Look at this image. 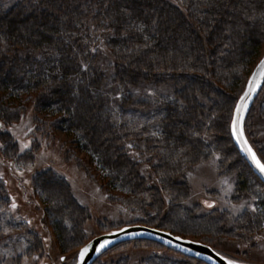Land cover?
<instances>
[{
    "label": "trees",
    "instance_id": "trees-1",
    "mask_svg": "<svg viewBox=\"0 0 264 264\" xmlns=\"http://www.w3.org/2000/svg\"><path fill=\"white\" fill-rule=\"evenodd\" d=\"M101 35L111 56L106 62L97 51ZM263 43L264 0H17L10 7L0 0V189L12 198L10 208L15 204L18 213L32 216L22 224L33 232L26 255L44 250L42 235L32 225L43 215L62 254L85 239L90 215L73 199L65 179L53 173L56 161L47 155L42 154L48 158L43 167L24 171L30 194L41 195L42 210L36 196L29 204L22 193L7 192L18 176L16 165L35 161L50 139L56 143L59 131L73 133L82 143L103 171V188L119 194L117 203L156 209L149 220L159 223L148 220L147 225L180 235L188 233V224L198 229L209 224L215 231L221 224L259 229L261 212L228 220L227 213H204L190 205L186 175L210 160L213 150L223 168L231 161L227 165L237 173L239 194L263 198L264 185L230 131ZM148 85L168 87L170 96L133 93ZM256 103L264 117V86ZM24 125L23 137L31 146L22 151L13 130ZM142 151L156 180L142 175ZM163 190L173 195L169 202ZM166 206L174 213L182 206V218L173 219L169 210L161 217ZM200 220L204 223L198 225ZM184 258L171 260H197ZM13 262L21 264V256Z\"/></svg>",
    "mask_w": 264,
    "mask_h": 264
},
{
    "label": "rangeland",
    "instance_id": "rangeland-1",
    "mask_svg": "<svg viewBox=\"0 0 264 264\" xmlns=\"http://www.w3.org/2000/svg\"><path fill=\"white\" fill-rule=\"evenodd\" d=\"M16 1L17 0H2V4L5 7H10ZM97 41V51L103 56L101 59L105 62L106 59L111 60L110 52L103 43L104 37L102 35L100 37L98 36ZM263 57L264 43L261 45L258 59L251 67V73ZM170 88L173 89L172 86H170ZM170 90L171 89L168 87L161 88L148 85L133 93L138 98H143L145 96L160 98L169 97ZM122 92L117 94L118 98H121ZM259 95L246 114L244 131L251 146L261 159V162L264 163V151H262L264 150V117L260 114L259 106L256 103L258 102ZM30 113L33 114V107L30 108ZM26 126L27 125L20 126L13 130L16 133L22 151L29 149L31 146V141L29 139L25 140L23 137L26 134ZM72 134L73 133L61 131L55 132V138L57 139L56 143L53 144L54 141L50 139L47 147L41 149L42 152L40 151L35 161L17 164L15 172L18 176L16 178L14 177V179L12 177L9 183L11 184V188L10 190L8 189L9 191L7 192L17 191L22 193L23 200H28L27 202H29V204H31L29 200L32 199V195L36 196L37 205L42 210L44 204L42 203L41 195L39 193L37 194L35 191L32 195L30 194L31 187L29 185V179L24 171L31 173L43 167L48 162V158L47 161H45L46 157L42 156V154L56 161L53 173L65 179L73 199L86 209L90 215L84 227L85 239L83 244L78 248L62 254L56 244L55 235L48 229L47 221L43 218V215L38 217L40 218L39 222L32 220V225L35 228L33 231H37V233H41L42 235L44 250L43 252H39L40 254H32L31 256L26 255L25 250L28 246V234L32 231L28 228H24L22 224L29 222V217L32 216L29 214L21 215L18 211L14 210L13 207L10 208L9 201L12 198H10L9 194H5L0 189V241L3 240L0 243V264H14L13 261L20 256L21 264H77L81 248L100 235L110 233L113 230L125 226L133 225H144L162 229L157 227L156 224H146L149 217L156 214V212H154L156 211L155 208L150 207L152 210L149 208H136L125 205L122 202L117 203L114 200V197H117L119 194L108 193L103 188L101 183L103 182V171L94 161L92 163L90 154L82 149V143L77 142L75 136ZM209 136L208 138H211ZM208 141L211 142L210 139H208ZM25 145H27V147H24ZM212 153L214 154L210 160L200 163L186 175L187 182L191 187V195L188 200L189 204L199 205L201 207V212L204 213L212 210L227 213L228 217L226 218L228 220L229 218H236L244 212H249L253 215L261 212L263 213V218L261 219L262 223L259 222V229L252 232L230 226H225L226 228H224L222 224L219 226L220 230L218 231L209 229L211 227H208L209 224L205 225L206 227L204 229H202L204 226H200L198 229L195 225L188 224V226L186 225L188 227L186 229L188 232L186 235H180L174 232L173 234L207 244L204 242L205 239L209 242L207 245L226 257L230 262H233V264H264V211L262 210L264 206V194L262 195L263 198H258L254 195L246 196V194H239L237 192V173L229 170L227 165L231 163V161H228L227 164H223V168L221 155L213 150ZM134 155L138 161H145V163L141 165V168L144 170H142V175L149 180L155 179L154 176L152 177L151 166L146 165V159L149 156L142 151L139 155H143L144 157H141L142 159L139 160L138 153ZM147 182L148 184L154 183V181ZM262 184L264 185L263 182ZM162 196L165 202H169L173 195L170 192L164 191ZM7 202L8 204H5ZM186 202L187 199L182 200L181 204H186ZM209 205H211V207ZM153 209L155 210L153 211ZM177 209L178 207L174 213V208L171 206L168 208L170 212L174 213L173 219L181 217L178 212L182 211V206H179V210ZM168 210L166 206V209L162 211L160 216L163 217ZM170 216L171 214L168 216L169 220L172 218V216ZM149 221L156 220L151 219ZM183 221L188 222L186 219H183ZM156 223H159V220H157ZM164 223H167V221H164ZM203 223L204 222H201V220L197 221L198 225ZM162 230L171 232L167 229ZM171 258L186 260L182 253L160 242L149 239H130L105 246L101 249L99 255L92 264H174ZM192 262L193 264H208L198 259L192 260Z\"/></svg>",
    "mask_w": 264,
    "mask_h": 264
},
{
    "label": "water",
    "instance_id": "water-1",
    "mask_svg": "<svg viewBox=\"0 0 264 264\" xmlns=\"http://www.w3.org/2000/svg\"><path fill=\"white\" fill-rule=\"evenodd\" d=\"M262 62H264V57L258 62V64L253 69L246 83L245 89L242 95L240 96L241 98L242 96L245 95V93H249V96L244 101L246 107L242 109L240 112L241 121H240V125H238V127L242 126L244 132V138L247 141L248 139L244 131V120L248 110L250 109L251 105L256 100L257 96L260 94L264 86V68L261 67ZM240 98L238 99L236 106L241 103ZM236 115L237 112L235 107L233 118L231 121V128H230L232 141L236 149L238 150L239 154L248 163L253 173L264 183V175H262L259 172V170L251 163L249 157L242 150L241 144L237 142V138L232 135V122L233 120H235ZM248 144L251 146L249 141ZM130 239L154 240L179 251L184 256L202 260L208 264H229L230 262L226 257L215 251L211 246L204 244L202 242L186 239L181 236L175 235L172 232L158 228H153L144 225H133V226H125L120 229L113 230L110 233L103 234L94 238L91 242H89L88 244H86L81 248L79 252V256H78L79 258L77 264H92L99 255L101 249L104 248L105 246L111 243L122 242ZM85 247L88 248V252L84 255L83 259H81L80 253Z\"/></svg>",
    "mask_w": 264,
    "mask_h": 264
},
{
    "label": "snow or ice",
    "instance_id": "snow-or-ice-1",
    "mask_svg": "<svg viewBox=\"0 0 264 264\" xmlns=\"http://www.w3.org/2000/svg\"><path fill=\"white\" fill-rule=\"evenodd\" d=\"M261 67L264 68V62H262ZM248 96H249V93H245V95L240 98L241 103L236 106L237 115H236L235 120H233L232 122V135L237 138V142L241 144L242 150L249 157V159L251 160V163L259 170V172L262 175H264V163L261 162V159L257 157V153L253 150V148L248 144V141L244 138V132H243L242 126L238 127L241 121L240 112L242 109L246 107V105L244 104V101L247 99ZM24 147H27V145H25ZM209 206L211 207V205ZM13 207H15V204H13ZM87 252H88V248L85 247L80 253L81 259H83L84 255ZM229 264H233V262H229Z\"/></svg>",
    "mask_w": 264,
    "mask_h": 264
}]
</instances>
